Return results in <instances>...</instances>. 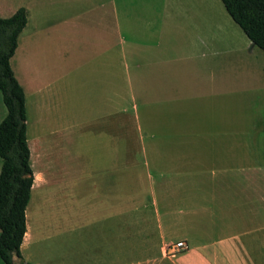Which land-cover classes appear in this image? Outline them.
Wrapping results in <instances>:
<instances>
[{"label":"crops","instance_id":"crops-1","mask_svg":"<svg viewBox=\"0 0 264 264\" xmlns=\"http://www.w3.org/2000/svg\"><path fill=\"white\" fill-rule=\"evenodd\" d=\"M139 3L159 17L182 13L186 19L199 24L205 20L208 25L210 21L213 27L215 24L213 14L209 16L202 0L179 4L169 0H139ZM157 3L159 9L154 11ZM114 7L110 12L109 6L101 3L100 13L94 17L101 22L110 15L115 17L118 12ZM174 7L181 9L174 10ZM188 7L194 9L188 11ZM25 10L27 23L19 34L22 55H26L25 75L26 79L36 82L31 91L42 119L48 114L45 113V96L50 100L60 94L54 84L61 79L73 95L82 87L80 79L77 80L81 72L85 73V81L88 80L86 83L91 88L107 86L110 79L113 86L124 87L123 90L114 87L110 94L105 89V111L88 115L92 121L81 130L90 138L89 150L79 152L80 169L71 173L70 166L67 181H59L52 145L46 143L41 134L37 139L31 137L35 144L29 149L33 173L30 197L33 193L43 216L36 243L40 249L44 241L54 238L58 248H63L52 264H264V159L238 160L235 146L230 142L220 144L212 137L207 143L192 141L189 134L201 135L190 131L191 126L195 127L194 122L189 125L183 120L181 123L169 120L171 114L191 115L187 109H181L182 98L176 96L180 93L165 90L158 96L153 87H167V82L152 78L156 83L148 86L136 73L140 66L132 67L131 72L125 64L109 63L107 33L104 47L101 46L105 62L93 63L90 59L63 66L29 65L27 56L33 51L41 53V42L39 33H32L33 38L26 35L28 14ZM123 13L129 14V11L123 10ZM73 18L78 20L75 14ZM216 25L219 30V24ZM188 35L192 37L191 32ZM219 42L218 36L213 34L200 44L208 48ZM187 44L192 45V41ZM55 70L64 71L51 73ZM21 87L24 92V85ZM126 87L130 88L135 106L131 115L125 110ZM142 96L148 99L141 101ZM203 96H207L206 91ZM138 102L145 104L142 114L145 126L140 124ZM69 114L68 130H71ZM126 115L133 119L132 137L126 136ZM172 123L176 131L179 129L176 135L181 136L175 143L167 141L165 131ZM25 124L27 126L26 121ZM55 134L50 128L46 135ZM143 134H147V143ZM61 184H66L67 191L62 198L67 197L68 204L58 195ZM49 210L52 214L47 213ZM25 216L21 256L25 264H45L39 256L36 262L30 259L28 253L34 236L27 214ZM77 232H82L79 239L75 237ZM176 242H184L186 249L167 254V247Z\"/></svg>","mask_w":264,"mask_h":264},{"label":"rangeland","instance_id":"rangeland-1","mask_svg":"<svg viewBox=\"0 0 264 264\" xmlns=\"http://www.w3.org/2000/svg\"><path fill=\"white\" fill-rule=\"evenodd\" d=\"M169 1L179 4L181 1L184 3L201 0ZM202 1L209 16L212 14L214 16V27L211 21L210 25L206 24V20L199 24L197 21L186 19L182 13L168 18L159 17L158 13L147 10L139 0H0V18L10 17L19 8L27 9L26 35L30 34V38H33L32 33H39L38 38L41 42V53L33 51L27 56L29 65L63 66L77 62L85 63L90 59L93 63L105 62V53L101 46L104 47V35L107 33L109 63L125 64L130 67L131 72L132 67L140 66L141 69L136 73L140 75L142 82L148 83V86L156 83L152 78L167 82L169 84L167 87L157 85L153 87L158 96L160 91L165 90L180 93L176 96L182 98L181 109H187L191 115L171 114L169 120L173 123L177 121L181 123L183 120L189 125L194 122L195 127L191 126L190 131H197L201 135L189 134L192 141L207 143L212 137L220 144L230 142L235 146L238 160L264 159V52L246 38L228 16L220 0ZM101 3L107 4L110 12L115 5L113 10L118 14L115 17L110 15L101 22L100 18L94 17L100 13ZM158 9L157 3V8L153 10ZM175 9L181 8L174 7ZM187 9L191 11L194 7ZM123 10L129 11V14H124ZM74 14L78 16V20L73 18ZM87 14H91L92 17ZM216 23L219 24V30ZM188 31L192 33L191 38ZM213 34L220 39L219 45L203 47L200 41L209 40ZM188 41H192V45L188 46ZM21 46L19 35L17 48L9 62L15 79L19 85H24L28 147L31 150L35 144L31 142L32 135L35 139L40 134L43 135L46 143L52 145L51 151L59 181L65 182L69 177L70 166L71 173L80 169L79 152L89 150L87 146L90 138L81 130V127L92 121L88 115L105 111V89L110 94L114 87L122 90L124 87L113 86L110 79L107 86L103 84L101 88H91V85L86 83L88 80L85 81V73L81 72L77 80L80 79L82 87L73 95L69 92L67 83L61 79L54 84L60 94L49 97L50 100L45 96V113L48 114L46 119H42V112L37 108L35 95L31 91L36 82L32 78L26 79V55H22ZM63 71L55 70L51 73L62 74ZM125 89V110L131 115L135 106L130 88ZM205 91L206 97L203 96ZM145 99L148 98L145 96L140 98L141 101ZM137 105L142 119L140 124L145 126L142 116L145 104L138 102ZM171 105L173 107V104ZM69 113L72 120L71 130H68ZM5 114L6 109L0 94V122ZM132 121L133 119L126 115L127 137H132L134 133ZM97 125L101 127L100 120L97 121ZM50 128L56 131L53 137L46 135ZM165 131L168 142L175 143L181 140V136L176 135L175 124ZM143 137L144 143H147V134H143ZM79 184L84 185V182ZM61 185L63 187H60L58 195L62 198L67 188L66 184ZM62 202L68 204L67 197H63ZM47 213L52 214V211L49 210ZM26 214L34 236L28 253L31 255L30 259L36 262L39 256L38 258L45 264H52L62 253L63 248H58L53 238L51 241H44L39 245V249L36 240L41 228L38 226L41 225L43 216L42 212H39L37 202H34L33 193L26 207ZM80 234L82 232H77L75 237H79Z\"/></svg>","mask_w":264,"mask_h":264},{"label":"trees","instance_id":"trees-1","mask_svg":"<svg viewBox=\"0 0 264 264\" xmlns=\"http://www.w3.org/2000/svg\"><path fill=\"white\" fill-rule=\"evenodd\" d=\"M246 38L264 52V0H220ZM27 23L26 10L0 18V94L6 114L0 122V260L25 264L20 246L25 234V209L33 173L26 139L24 92L15 79L10 59Z\"/></svg>","mask_w":264,"mask_h":264},{"label":"built area","instance_id":"built-area-1","mask_svg":"<svg viewBox=\"0 0 264 264\" xmlns=\"http://www.w3.org/2000/svg\"><path fill=\"white\" fill-rule=\"evenodd\" d=\"M186 249V244L184 242H176L167 247V254L174 255L180 253Z\"/></svg>","mask_w":264,"mask_h":264},{"label":"bare ground","instance_id":"bare-ground-1","mask_svg":"<svg viewBox=\"0 0 264 264\" xmlns=\"http://www.w3.org/2000/svg\"><path fill=\"white\" fill-rule=\"evenodd\" d=\"M27 238H28V237H27ZM27 238H26V239H27ZM26 239H25V240H26ZM25 242H26V241H25Z\"/></svg>","mask_w":264,"mask_h":264}]
</instances>
